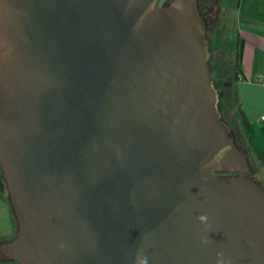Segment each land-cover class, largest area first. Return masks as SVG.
<instances>
[{
  "label": "water",
  "instance_id": "1",
  "mask_svg": "<svg viewBox=\"0 0 264 264\" xmlns=\"http://www.w3.org/2000/svg\"><path fill=\"white\" fill-rule=\"evenodd\" d=\"M198 0H0V168L19 264H264ZM206 215L201 221L198 217Z\"/></svg>",
  "mask_w": 264,
  "mask_h": 264
},
{
  "label": "crops",
  "instance_id": "2",
  "mask_svg": "<svg viewBox=\"0 0 264 264\" xmlns=\"http://www.w3.org/2000/svg\"><path fill=\"white\" fill-rule=\"evenodd\" d=\"M224 7L235 14V51L238 40L243 42L241 75L233 73L228 84L232 108L238 119L239 110L245 111L264 150V0L227 1Z\"/></svg>",
  "mask_w": 264,
  "mask_h": 264
},
{
  "label": "rangeland",
  "instance_id": "3",
  "mask_svg": "<svg viewBox=\"0 0 264 264\" xmlns=\"http://www.w3.org/2000/svg\"><path fill=\"white\" fill-rule=\"evenodd\" d=\"M230 2H233L234 0H227ZM233 4V3H232ZM234 11H226L223 10V13L219 14V24L218 27L221 26L223 30V37L221 40H219L216 44V46L220 49V53H215V56L218 58V63L209 64L210 72L212 75V79L214 80L216 87L221 88V91H223L224 83L227 82V80L232 79L230 76L233 74V64L234 62V52H235V37L237 36L236 33H232L234 31L235 23H234ZM217 54V55H216ZM235 66V65H234ZM219 84V85H218ZM218 88V90H219ZM219 90V93L221 92ZM231 95V94H230ZM227 105L224 106L221 102L223 115L227 121V123L231 126V128L234 130L235 134L237 135L239 142L249 150L250 158L252 161V164L254 166V169L257 171V178L261 181H264L263 176V168L259 164L260 160L257 158L256 155H254L250 150V145L247 144V142L244 140L239 124V119L235 115V111L233 110V97H228ZM222 100V99H221ZM259 165V166H258ZM259 168H261L259 170ZM6 188V187H5ZM15 217L13 214V211L8 204V202L0 198V235H9L14 228Z\"/></svg>",
  "mask_w": 264,
  "mask_h": 264
},
{
  "label": "trees",
  "instance_id": "4",
  "mask_svg": "<svg viewBox=\"0 0 264 264\" xmlns=\"http://www.w3.org/2000/svg\"><path fill=\"white\" fill-rule=\"evenodd\" d=\"M199 7L201 8V4H199ZM222 37H223V30H222L221 26L220 27L215 26V31L213 32V34L210 38V41H212L213 45H212V48L210 49L211 54H210V58L208 61V65L209 64L210 65H212V64L216 65L218 63V58L215 56V53L216 52L220 53L222 50L220 51V49L216 46V44L219 40L222 39ZM233 55H234V62H232L233 70H234L233 73H235L237 76H240L241 71H242V63L241 62H242V57H243V42L241 43L240 40H238L237 48H236V51L234 52ZM230 76L233 77V74H231ZM230 80H227V82L224 83L223 91H221V88L218 87L219 90L221 91L220 92V103L222 102V104L224 106L227 105V101H228L227 96L230 97V93H231L230 90L228 89V84H229ZM239 111L240 112L237 113V115L239 116V124H240V128H241L242 136H243L244 140L247 142V144L250 145V148H251L250 151L254 155H256L257 158L260 160V163H261L260 165L263 166V172H264V150L262 149V147L258 141V138L256 136V133H255V130L253 127V124L250 122L245 111L242 109H240ZM235 136H236L237 142L240 143L236 134H235ZM260 169L261 168H259V170ZM257 171L258 170L257 169L255 170L254 166H253V173H254L255 178L258 181H261L260 179L257 178Z\"/></svg>",
  "mask_w": 264,
  "mask_h": 264
},
{
  "label": "flooded vegetation",
  "instance_id": "5",
  "mask_svg": "<svg viewBox=\"0 0 264 264\" xmlns=\"http://www.w3.org/2000/svg\"><path fill=\"white\" fill-rule=\"evenodd\" d=\"M171 1L172 0H158V5L163 8L169 5ZM226 2L227 0H198V3L201 4V8H200L201 14L206 19L207 24L213 29V32L215 31V26H218L219 24V14L223 13V10H225L224 5L226 4ZM0 198L5 199L13 211V208H12V205L9 199V191H8L7 183L4 180L1 168H0ZM13 214H14V211H13ZM14 217H15L14 228L12 229L9 235L1 234L0 241H8L16 237L18 233V221H17L15 214H14ZM0 264H19V263L13 260H7V259L0 258Z\"/></svg>",
  "mask_w": 264,
  "mask_h": 264
},
{
  "label": "clouds",
  "instance_id": "6",
  "mask_svg": "<svg viewBox=\"0 0 264 264\" xmlns=\"http://www.w3.org/2000/svg\"><path fill=\"white\" fill-rule=\"evenodd\" d=\"M201 221H204L207 219L206 215H201L198 217ZM139 264H147V257L146 256H138L137 257ZM218 264H223L222 261H218Z\"/></svg>",
  "mask_w": 264,
  "mask_h": 264
},
{
  "label": "built area",
  "instance_id": "7",
  "mask_svg": "<svg viewBox=\"0 0 264 264\" xmlns=\"http://www.w3.org/2000/svg\"><path fill=\"white\" fill-rule=\"evenodd\" d=\"M263 121H264V116H262V118H261Z\"/></svg>",
  "mask_w": 264,
  "mask_h": 264
}]
</instances>
